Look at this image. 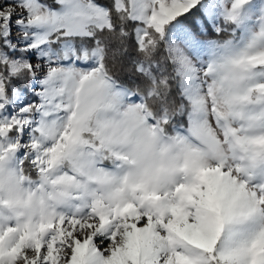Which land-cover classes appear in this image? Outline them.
<instances>
[{"label": "snow or ice", "instance_id": "6c2138e0", "mask_svg": "<svg viewBox=\"0 0 264 264\" xmlns=\"http://www.w3.org/2000/svg\"><path fill=\"white\" fill-rule=\"evenodd\" d=\"M0 264H264V0H0Z\"/></svg>", "mask_w": 264, "mask_h": 264}, {"label": "trees", "instance_id": "16d2710c", "mask_svg": "<svg viewBox=\"0 0 264 264\" xmlns=\"http://www.w3.org/2000/svg\"><path fill=\"white\" fill-rule=\"evenodd\" d=\"M216 39V40H223L226 39L227 36L226 35H221V36H216L214 32L209 31V35L207 37H205V39ZM130 67V66H129ZM122 78H127L126 76H124V74H121Z\"/></svg>", "mask_w": 264, "mask_h": 264}, {"label": "rangeland", "instance_id": "374dc122", "mask_svg": "<svg viewBox=\"0 0 264 264\" xmlns=\"http://www.w3.org/2000/svg\"><path fill=\"white\" fill-rule=\"evenodd\" d=\"M250 8H252L253 10L256 9V4L254 3L253 5L250 6ZM246 14H247V10H246Z\"/></svg>", "mask_w": 264, "mask_h": 264}]
</instances>
